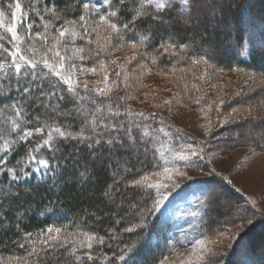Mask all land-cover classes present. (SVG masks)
Segmentation results:
<instances>
[{
  "label": "trees",
  "instance_id": "1",
  "mask_svg": "<svg viewBox=\"0 0 264 264\" xmlns=\"http://www.w3.org/2000/svg\"><path fill=\"white\" fill-rule=\"evenodd\" d=\"M17 2L22 6L20 11L15 8ZM83 2L84 0H54L56 14L61 19L49 24L46 31L40 17L43 16L45 21L53 20L52 15L46 11V0H0V36L4 37L0 42L9 51H15L17 47L21 49V54L38 64L35 71L43 75L47 70L42 69V60L44 58L52 60V53L47 51L48 47L52 46L51 36H58L57 28L62 30L63 27H71L66 23L67 21L79 20ZM52 3L53 0H47L49 7ZM189 3L190 9L183 8L184 6L178 2H172L159 13L148 7L147 18L136 22L135 31L129 24V33L123 40L113 36L111 43L106 41L104 38L108 36L109 30L101 25L98 33L90 37L92 43L81 38L73 41L69 35L63 38L57 47L66 57H71L69 63H75L77 66L83 64L88 69L100 64L105 65L103 74L109 73V91L104 97L91 94L100 102L96 106L105 109L111 107L113 111L118 109L121 113L127 110L131 115H121L114 118L113 122L120 121L127 125L131 120L141 124V129L147 125L150 130H157L163 122L165 124L158 114L154 113L153 116V113L140 111L128 101L129 97L141 92L139 88L148 76H156L160 79L163 88L167 86L173 90L179 103L200 109L209 104L210 97L206 98L203 94L204 88H218V85L226 83L224 75L234 70L243 73L254 72L255 80H249L248 84L241 85L243 91L240 88L236 90L235 97L223 109V114L230 113L226 122L217 129L216 123L210 125L211 134L208 133L206 140L208 143L204 144L208 145V150L223 154L234 146L247 147L255 152L264 151V88H262L264 87V7L258 4L254 13L248 11L245 14L251 26L261 23L257 27L262 30L257 33V37H253L245 27L236 31L231 29L227 32H218L208 31L206 27L199 28L196 22L186 25L183 21L193 12L195 0H189ZM117 6L118 0H114L113 8ZM135 7L137 5L130 2L120 11L121 25L129 23ZM239 7L240 3L237 2L236 8L226 10V15L229 18L235 17L240 11ZM104 11L101 14H104ZM179 11L182 13L181 17L176 16ZM13 12L16 15L15 20L12 16ZM4 15L12 17L11 20H6ZM153 15H157L159 21H154ZM95 20L98 21V16ZM166 22H170L171 25ZM29 24L32 25L30 30ZM13 25L17 26V34L23 39L11 41V33L6 32L5 28ZM95 26V24L90 25L89 31ZM38 32L41 36H49V39L36 37L35 34ZM149 32L152 33L151 38L142 42L138 34L147 35ZM169 42L175 47L170 48L168 53L162 54L159 46L161 44L167 46ZM224 43H230L227 44L229 50L225 52L222 51ZM101 48L104 50L101 51ZM134 54L137 58L129 63V58ZM80 55L89 59L80 61ZM112 55L115 56L112 58ZM128 56L129 58L123 61L124 65L121 66L122 57ZM5 57H7L6 62L12 59L0 50V60H4ZM18 62L22 64L19 75L15 74L14 69L10 72L7 69L0 72V92L11 89L7 95H0V146H3L5 140L16 141L11 151L0 152V159L6 160L0 167V264H75V257L68 254L73 247L69 234L75 235L76 239L80 240L83 239L81 233L95 234L97 238L102 236L105 243L94 244L91 251L95 259L93 261L84 259L80 264H159L165 256L170 255L180 235L175 224L163 220L156 212L154 194L150 188L145 187L151 184L153 174L160 167L157 153L153 149L156 131L143 143L139 141V132L135 133L137 141L133 148L138 147L140 149L138 152L124 151L119 146L107 145L90 149L88 143L94 141L81 143L78 140H58L59 150L55 154L46 147H41L38 152L33 153L37 159L29 160L28 149L42 144L47 138V133L24 141L18 140V137L23 135L26 129L44 124L45 109L33 101L24 108L25 115L21 117H17L12 110L11 104L19 99L22 92V87L20 91L16 90V81L20 79L22 86H27L32 79L31 75L24 79V73H31L32 69L24 66L23 61ZM97 69L98 73L85 72L83 79L86 80L82 81L81 85L86 81L89 89L103 88L104 76H100ZM121 70L129 77L128 87L124 83V74L120 77L116 76V72ZM63 74L68 75L67 71ZM91 77L94 79H90ZM73 79L80 78L78 76ZM93 80H96V83H91ZM35 83L40 85L44 92L53 91L52 84L65 89L66 100L62 103V109L73 107L74 101L66 92L67 86L63 85L58 77L49 73L46 79L43 81L38 79ZM232 85L228 87L231 88ZM77 91L81 96L87 95L83 87L78 88ZM213 94L216 95L217 91L215 90ZM33 95L38 93L34 90ZM120 97L125 99L120 100ZM84 106L93 107L87 101L84 102ZM141 112L144 114L143 117L138 115ZM38 115L41 117L39 124L35 120ZM52 119L55 117H49L48 122L51 123ZM237 120L245 121L244 126L249 128H247L248 132H243L245 127L240 124L241 133H238V137H233V133L237 136L238 132L240 121ZM13 122L19 124L17 129H13ZM57 123L71 124L73 132H78L81 127V121L75 113L67 120L60 119ZM108 138V136L104 137L105 140ZM193 140L196 141L194 138ZM199 143L198 146L203 144ZM145 147H148L147 152L144 151ZM200 149L198 147L199 151ZM39 159L48 160L49 168H42L38 163ZM20 161H24L21 166L31 175L13 181L3 169L15 167L19 172L17 164ZM126 169L130 170L126 171ZM144 177H147V180L143 184L131 186ZM221 185L222 182L214 177L197 178L186 184L187 188L196 186L199 189L201 210L196 222L199 237L210 239L220 237L232 224L242 221L253 222L256 227L264 226L263 212L256 209L248 197L239 194L238 191L233 192L229 189L226 195L240 208L227 205L224 209L222 196L216 192ZM213 215L215 220L211 218ZM253 225L248 227L247 234L239 236L241 239L233 241L234 243L227 249L217 247L216 253L201 263L218 264V260L227 252V264H258L257 256L251 251L250 246L244 249V255L242 254L240 260L234 257L243 240H248L254 235ZM57 228L61 230L59 233L48 231L49 229L55 231ZM128 228H132L133 231H126ZM249 229L251 231H248ZM49 236H58L59 243H63L65 237H69V241L65 248L57 247L51 250L43 243ZM76 246L77 254L86 251V249L79 250L78 244ZM251 254L253 259H249ZM121 256H124L123 260L119 259Z\"/></svg>",
  "mask_w": 264,
  "mask_h": 264
},
{
  "label": "rangeland",
  "instance_id": "2",
  "mask_svg": "<svg viewBox=\"0 0 264 264\" xmlns=\"http://www.w3.org/2000/svg\"><path fill=\"white\" fill-rule=\"evenodd\" d=\"M172 2L180 3V0H172ZM237 2L240 3V11L235 17L229 18L226 15V10L236 8ZM258 4L264 7V0H195L193 12L183 22L186 25L196 22L199 28L206 27L208 31L216 30L218 32H227L231 29L236 31L238 28L245 27L250 36L257 37V33L262 30L258 28L261 23H255L254 26H251L245 14L248 11L254 13ZM16 10H22V6L21 9ZM181 14L179 11L176 16L181 17ZM4 16L6 20L12 18ZM166 23L171 25L170 22ZM227 44H222V51L229 50ZM114 56L112 55V58ZM128 58L129 56L122 57L120 65L123 66L122 62ZM121 66H119L120 69H122ZM79 67L77 66V68ZM95 68H98L100 76H104L105 65L100 64ZM94 72L98 73L97 71ZM242 73L239 70H234L224 75L226 83L223 82L224 84L218 85V88H204L203 94L206 95V98L210 97L209 104L207 107L200 109L190 108L179 103L173 90H170L167 86L163 88L160 79L154 75L144 79L141 88H139L141 89L139 94H133L134 96L128 98L130 104L136 109L148 114L156 113L165 121V124L163 122V125H160L156 130L158 139L154 138L155 145L153 149L157 153L160 167L153 174L151 180V185H155V187L150 189L155 197L156 212H160L163 220H168L178 227L180 239L170 255L165 256L159 264H202V261L205 262L206 259L211 258L216 253L215 249L217 247L227 249L236 240L241 239L239 236L244 233L247 234L248 227L253 225V222L242 221L232 224L220 237L213 239L199 237L196 223L201 210L199 189L196 186L186 187V184L194 179L214 177L220 180L222 185L216 192L222 196L221 202L224 209L227 205L240 208L238 204H234V201L227 198L226 192L230 189L233 192L238 191L239 194L247 196L251 204L264 214V151L255 152L247 147L234 146L230 150L224 151L223 154L208 150V145L204 144L208 143L206 140L210 125L216 123L217 129L219 125L221 126L228 119L230 113L225 112L223 114V109L235 97L234 92L240 90L241 85L248 84L249 80H255L254 72ZM92 77L90 79H94ZM79 78L76 80L80 84L86 80L83 79V75H79ZM91 83H96V80L91 81ZM97 83L100 85V81ZM231 84H233L232 87H228ZM102 86L105 85L102 84ZM256 86L258 87V85ZM215 90L217 91L216 95L213 94ZM118 92L116 91V93ZM238 123L237 136L236 133H233V137L239 136L241 133L239 131L240 124L244 126L245 121ZM244 127L245 130L242 131L248 132L247 128L249 126ZM160 129H163V131H160ZM199 142L204 143L200 144ZM198 143L200 146H198ZM198 147L203 148L202 153L198 150ZM193 151L197 155H192ZM180 155L187 157V159H179ZM165 169L168 171H165ZM2 195L4 194L2 193ZM211 218L216 219L214 215ZM257 221H259V218H257ZM253 227L252 233L254 235L250 238L251 240L249 238L243 240L244 242L238 247L234 257L240 260L244 249L246 250L250 246L251 251L257 256L256 261L258 264H264V226L256 227L253 225ZM52 232L56 231L52 230ZM197 241H203L204 243L200 245L197 244ZM249 256V259L254 258L252 254ZM227 260L226 252L223 254L222 259L218 260V264H227Z\"/></svg>",
  "mask_w": 264,
  "mask_h": 264
},
{
  "label": "snow or ice",
  "instance_id": "3",
  "mask_svg": "<svg viewBox=\"0 0 264 264\" xmlns=\"http://www.w3.org/2000/svg\"><path fill=\"white\" fill-rule=\"evenodd\" d=\"M113 2L114 0H84L82 4V14L79 16V20L67 21L66 23L70 24L71 27H63L62 30L60 28L56 29V31L58 32V36H51L52 46L48 47L47 49L49 53H52V60L50 61L48 58H44L42 60V69L47 70L44 72L43 75H39L35 71V69L38 67V64L36 62H33L32 59H29L25 55L21 54V49L17 47L15 51H9V49L6 48L2 42H0V50H2L8 56L12 57L11 61L8 62H6L7 57H5L4 60H0V72H4L6 69L10 72L14 69L15 74L19 75L22 69V64L18 61H23L24 66H27L28 68L32 69L31 73H24V79H26L29 75H31L32 77L31 81L28 83L27 86H22V81L20 79L16 81V90L20 91L22 87V92L20 93L19 99L15 103L11 104V108L15 112L16 116L21 117L22 115H25L24 108L33 101H35L38 106H42L45 109L44 124L42 126L34 127L32 129H26L23 132V135H20L18 137V140L24 141L34 136H41L47 133V138L43 140L42 144H38L34 148L28 149L29 160L37 159L33 153L38 152L41 147H46L49 151L55 154L59 150L57 146L58 140H78L81 143L85 141H94V143H88V147L90 149L95 146L107 145L109 147L119 146V148L123 149L124 151L134 150L138 152L140 150L138 147L133 148V145H135L137 141V136L135 135V133L139 132L138 138L141 143L145 142L146 138L152 136L155 133V129L150 130L149 126L147 125H145L143 129H141V124L135 123L131 120L127 123V125L120 121L113 122L114 118L119 117L121 115H131V113L127 110L125 111V113H121L118 109L116 111H113L111 107H108L107 109L98 107L96 105L100 102L97 101V99L91 95L92 93H95L96 96L100 97L108 95L109 73L105 72L104 74L105 86L103 88L95 87L89 89L88 83L86 81L81 85L80 82L78 80H74L73 77L83 75L85 72H94L96 71V68L93 67L91 69H88L85 68L83 64H81V66L77 68V65L75 63H69L71 57H66L64 54L61 53V51L57 47L58 45H60L61 40L69 35L71 36L73 41H75L77 38H81L87 40L89 43H92L90 37L93 34L98 33V30L101 25L105 26L109 30L108 36L104 38L106 41L111 43V39L113 36L117 37L120 40H123L125 36L129 33V24L133 26V31H135L134 26L136 25V22L139 19L147 18L149 13L146 11V9L148 7H152L156 13H159L164 11L166 6L172 3V0H118V6L116 8H113ZM130 2L135 3L137 7L134 8V14H132L129 23L121 25L119 22L120 11L124 8L126 4ZM180 3L185 8L190 9L189 0H180ZM9 7H11V5H9ZM15 8L21 9V4L17 2L15 4ZM55 9L56 5L54 3V0L50 7L47 5L46 0V11L53 17V20L49 21H45L43 16L40 17L46 31L48 29L49 24H53L55 21H59L61 19V17L56 14ZM102 11H104V14H101ZM12 16L15 20L16 15L14 12L12 13ZM96 16H98V21L95 20ZM152 19L154 21H159L160 18L157 15H153ZM92 24H95L96 26L91 28V31H89V26ZM31 27L32 25L29 24L28 29L30 30ZM77 29H80V31H78ZM17 31L18 29L16 25H13L12 27L6 29V32L11 33V41L23 39L22 37L18 36ZM35 35L36 37L43 40L49 39V36H41L39 32ZM138 35L139 39L143 42L148 41L151 38L152 33L149 32L147 35ZM3 39L4 37L0 36V41H3ZM135 46L136 45L134 44L133 47ZM65 47H67V45H65ZM159 47L162 49V54H166L169 52V49L175 47V45L169 42L167 43V46L161 44ZM103 50L104 49L101 48V51ZM29 51H31V49H29ZM81 51L83 50L81 49ZM136 58L137 57L134 54L131 58H129V63L134 61ZM87 59H89V57L84 55L79 56L80 61H84ZM113 63H115V61H113ZM64 71H67V76L63 74ZM49 73H51V75L55 77H58L59 81L62 82L63 85L67 86L66 92L69 96L72 97L74 101L73 107L71 109H62V103L66 100V96L64 94L65 89L58 87L57 84H52L51 88L54 90L44 92L41 89L40 85H37L35 83L38 79L41 81L46 79ZM122 74H124L125 86L128 87V75L123 73V70L116 72L117 77H120ZM9 79H11L10 76ZM113 83H115V81H113ZM80 87L84 88L85 93H87V95L81 96L78 93L77 90ZM34 90L36 93H38V95H33ZM8 91H11V89L0 92V95H7ZM119 99L124 100L125 97H120ZM85 101L90 103L93 107H85ZM221 103H223V101H221ZM73 113H75L76 117L81 121V127L78 132L71 131V124L66 123L64 125H59L57 123V121L60 119L67 120L69 117H72ZM138 115L143 117L144 114L141 112L138 113ZM152 115L154 116L155 114L153 113ZM49 117H55V119H52L51 123H49ZM35 120L39 124L41 117L38 115L35 117ZM12 127L13 129H17L19 127V124L13 122ZM160 131H163V129H160ZM86 133L88 134L86 135ZM105 136H108L109 138L105 140ZM156 139H158V137H156ZM15 143L16 141L5 140L3 146H0V152L7 153L8 151H11L12 146ZM144 151L147 152L148 147H145ZM200 151L203 152V148H201ZM191 154L197 155L195 151H193ZM179 159L183 160L187 159V157L180 155ZM5 162V159H0V167H2ZM23 163L24 161H20L17 164L19 172H17L15 167L4 168L3 170L7 172L9 178L13 181L22 179L25 176L31 175L30 172L25 171V168L21 166ZM38 163L44 169L49 168V161L46 159H39ZM117 163H119V161H117ZM128 170L130 169H126V171ZM33 171H35V169ZM165 171L168 170L165 169ZM114 175H116V173H114ZM146 180L147 177H144L143 180L135 181L131 186L134 187L137 185H141ZM145 187L151 188L155 187V185L147 184L145 185ZM48 231L51 232L52 229H49ZM55 231L59 233L61 230L57 228L55 229ZM126 231L132 232L133 229L128 228L126 229ZM80 235L83 237V239L77 240L75 235L69 234L73 242V247H71L68 254L70 256L75 257V264H80V262L84 259H86L87 261H93L95 257L93 256L91 250L93 249L94 244L103 245L105 243L104 237L102 236L97 238L95 234L89 233H81ZM59 240L60 238L58 236H49L47 240L43 241V243L45 245H48L49 249L51 250H55L57 247L65 248L68 244L69 237H65L63 243H59ZM51 241H55L57 243H50ZM203 243V241H197V244L203 245ZM77 244L79 246V250L86 249V251H83L82 254H77ZM21 247H23V245H21ZM119 259L123 260L124 256L119 257Z\"/></svg>",
  "mask_w": 264,
  "mask_h": 264
}]
</instances>
